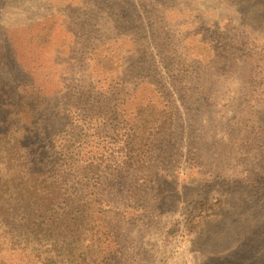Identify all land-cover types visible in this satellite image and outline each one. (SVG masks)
Listing matches in <instances>:
<instances>
[{"label": "rangeland", "instance_id": "374dc122", "mask_svg": "<svg viewBox=\"0 0 264 264\" xmlns=\"http://www.w3.org/2000/svg\"><path fill=\"white\" fill-rule=\"evenodd\" d=\"M94 24L128 35L127 83L142 72L176 113L145 181L111 183L120 213L137 210L121 264H264V0H0V88L46 84L58 101L63 79L93 68ZM206 202L215 213L188 233Z\"/></svg>", "mask_w": 264, "mask_h": 264}, {"label": "trees", "instance_id": "16d2710c", "mask_svg": "<svg viewBox=\"0 0 264 264\" xmlns=\"http://www.w3.org/2000/svg\"><path fill=\"white\" fill-rule=\"evenodd\" d=\"M118 33L91 26L81 59L93 68L63 79L58 101L46 84L0 88V264L123 262L120 233L127 210H137L120 213L111 183L145 181L149 155L172 141L176 113L142 72L127 83L120 53L128 35ZM215 204L195 207L188 233ZM178 232L176 224L169 235Z\"/></svg>", "mask_w": 264, "mask_h": 264}]
</instances>
